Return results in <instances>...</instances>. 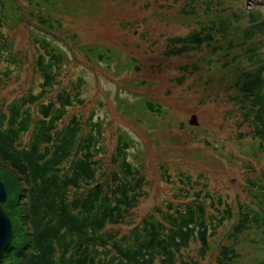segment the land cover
Masks as SVG:
<instances>
[{
	"label": "rangeland",
	"instance_id": "rangeland-1",
	"mask_svg": "<svg viewBox=\"0 0 264 264\" xmlns=\"http://www.w3.org/2000/svg\"><path fill=\"white\" fill-rule=\"evenodd\" d=\"M212 3L217 4L206 8L203 0H59V7L50 15L60 19L62 34L75 36V44L70 43L74 50L77 45H105L118 57L94 63L79 54L78 48L75 61L66 68L54 66L45 57L41 74L35 71L38 51L30 39L31 26L17 24L9 29L0 25L1 112L20 98L37 93L42 74L54 77L53 93L81 76L82 104L68 108L58 129L72 114H81L86 120L94 110V118H102L104 123L100 136L104 150L98 159L105 172L109 171L108 158L118 131L125 130L133 138L129 159L141 167L144 195L123 224L107 226L102 235L113 229L119 230L120 236L128 235L155 206L169 199L171 184L177 185L181 175L191 194L193 189L208 190L222 197L223 204H230L234 212L239 204L264 209V196L250 192V185L264 188V151L257 152L254 145L258 143L254 109L240 90L242 82L249 81L260 67L259 56L264 58V33L250 39L244 35L250 24L249 11H255L261 22L257 31L264 29V0ZM200 26L203 33L209 30L211 41L175 54L174 47L181 45L172 40ZM259 38L263 46L253 54L254 41ZM61 41L74 57L72 46ZM133 59L136 62L132 63ZM147 101L161 111H145ZM193 116L196 126L188 123ZM29 137V132L22 134V143ZM105 175L100 172L97 177L101 176L102 182ZM2 180L7 181L0 176ZM234 221L232 217L219 237L212 239L207 257H198L197 243L192 242L188 251L184 250L187 259L212 264ZM248 227L235 241L229 239L225 244L236 251L234 264H264V226L251 222ZM103 252L111 250L106 247ZM70 256L71 250L65 258ZM2 264L10 263L3 259Z\"/></svg>",
	"mask_w": 264,
	"mask_h": 264
},
{
	"label": "trees",
	"instance_id": "trees-1",
	"mask_svg": "<svg viewBox=\"0 0 264 264\" xmlns=\"http://www.w3.org/2000/svg\"><path fill=\"white\" fill-rule=\"evenodd\" d=\"M212 1L203 0L204 7L217 4ZM58 7L59 0H0L1 26H31L30 39L38 51L34 60L38 74L42 73L45 57L60 69L75 61L61 41L75 44V36L62 34L60 19L50 15ZM248 17L250 24L244 35L250 39L264 33L263 28L257 31L262 25L256 12L249 11ZM211 39L209 30L203 33L201 26L196 27L172 40L181 45L173 51L186 52ZM254 44L252 53L263 46V41L259 38ZM75 51L94 63L118 57L115 50L105 45H77ZM259 58L261 65L255 75L240 86L254 109L257 152L264 151V58ZM42 77L37 93L13 102L6 112L0 111V176L9 182L2 180L7 198L1 205L12 223V239L3 252L2 262L5 259L10 264H197L195 259H187L184 250L188 251L194 242L198 257H207L212 239L219 237L232 217L235 221L227 228L226 242L235 241L251 222L264 226V209L239 204L234 212L230 204H223L222 197L208 190L203 193L193 189L191 194L181 175L177 185L171 184L169 199L155 206L128 235L120 236L119 230L114 229L102 235L107 226L123 224L144 195L141 167L129 159L133 138L125 130L118 131L108 158L109 171L105 172L98 159L104 150L100 141L104 123L102 118H94V110L86 120L81 114H72L58 129L69 109L82 104L83 78L77 76L53 93L54 77ZM145 104V111H161L150 101ZM27 132L30 137L23 144L21 136ZM100 172L101 176L106 174L102 182L101 176L97 177ZM250 186L253 196H264V188ZM189 198L193 200L187 201ZM225 243L220 245L212 264H234L236 251L233 245ZM106 247L111 252L102 253ZM70 250L71 256L66 259Z\"/></svg>",
	"mask_w": 264,
	"mask_h": 264
},
{
	"label": "water",
	"instance_id": "water-1",
	"mask_svg": "<svg viewBox=\"0 0 264 264\" xmlns=\"http://www.w3.org/2000/svg\"><path fill=\"white\" fill-rule=\"evenodd\" d=\"M188 123L193 126L198 125L195 116H193ZM6 198L7 195L5 186L2 182H0V264H2L3 252L12 239V223L1 205L6 200Z\"/></svg>",
	"mask_w": 264,
	"mask_h": 264
}]
</instances>
